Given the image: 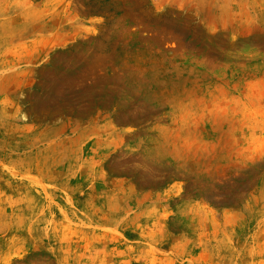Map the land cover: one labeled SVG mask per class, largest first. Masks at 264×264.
<instances>
[{
    "label": "rangeland",
    "instance_id": "rangeland-1",
    "mask_svg": "<svg viewBox=\"0 0 264 264\" xmlns=\"http://www.w3.org/2000/svg\"><path fill=\"white\" fill-rule=\"evenodd\" d=\"M0 264H264V0H0Z\"/></svg>",
    "mask_w": 264,
    "mask_h": 264
}]
</instances>
